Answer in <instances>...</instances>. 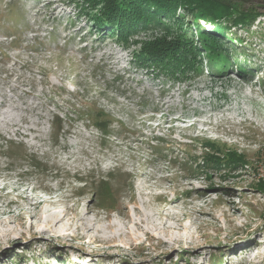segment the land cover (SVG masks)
<instances>
[{
    "label": "rangeland",
    "instance_id": "obj_1",
    "mask_svg": "<svg viewBox=\"0 0 264 264\" xmlns=\"http://www.w3.org/2000/svg\"><path fill=\"white\" fill-rule=\"evenodd\" d=\"M9 4L0 264H264V8L229 63L170 68L177 28L108 37L93 0H0L2 25Z\"/></svg>",
    "mask_w": 264,
    "mask_h": 264
},
{
    "label": "trees",
    "instance_id": "obj_2",
    "mask_svg": "<svg viewBox=\"0 0 264 264\" xmlns=\"http://www.w3.org/2000/svg\"><path fill=\"white\" fill-rule=\"evenodd\" d=\"M93 2L94 7H100L98 14L94 16L95 25L102 26V31H105L108 37L124 40V37L144 29L177 28L179 34L183 36L177 34V43L174 47L164 45L151 51L153 59L158 61L167 59L170 68L182 54L185 56L186 48L192 50V47L210 57L211 64L229 63L232 56L229 47H236L233 42L237 37L236 33L230 31L235 27L249 29L257 15L263 13L258 9L264 8V0H93ZM77 5L89 10L86 3ZM241 6H249L251 10L248 11ZM8 7V13L13 15L1 16L7 19L8 23L2 25L0 20V31L10 33L13 36L11 44L15 45L19 42L21 32L18 27L21 22L18 9L21 6L9 4ZM200 22H205L208 28ZM165 48L168 49L166 55L157 54ZM233 52L235 54L238 51L235 48ZM164 61L157 64H163ZM54 125L56 126L55 123Z\"/></svg>",
    "mask_w": 264,
    "mask_h": 264
},
{
    "label": "bare ground",
    "instance_id": "obj_3",
    "mask_svg": "<svg viewBox=\"0 0 264 264\" xmlns=\"http://www.w3.org/2000/svg\"><path fill=\"white\" fill-rule=\"evenodd\" d=\"M173 201H175V199H173ZM173 201H172V203H173Z\"/></svg>",
    "mask_w": 264,
    "mask_h": 264
}]
</instances>
